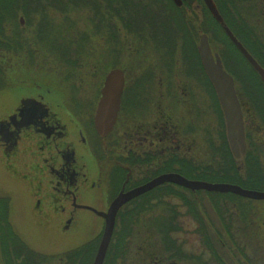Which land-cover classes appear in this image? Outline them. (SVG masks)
Returning <instances> with one entry per match:
<instances>
[{
	"label": "flooded vegetation",
	"instance_id": "1",
	"mask_svg": "<svg viewBox=\"0 0 264 264\" xmlns=\"http://www.w3.org/2000/svg\"><path fill=\"white\" fill-rule=\"evenodd\" d=\"M9 1L45 4L57 2ZM114 1L125 9L133 10L126 13L128 16L124 13V18H127L119 22L117 28V24L112 22V17L117 16L109 4L112 0L107 2L104 26L108 31L105 42L109 41V55L112 31L118 29L124 34L119 51L114 55L118 60H106L107 65L103 61L106 69L92 68L88 75L81 77L63 74V44L46 43L44 39L40 43L38 35L36 39L30 33L27 35L25 31L9 28L11 22H1L0 98L11 95L16 90L22 89L25 93L11 112L0 117V161L5 164L8 172L12 171L10 178H16L15 168L18 167V176L24 175L21 179L37 195V215L44 216L43 219L50 224H57L62 213L67 211L72 219L77 212L88 211L80 206L108 212L120 194L140 188L163 174H179L190 179L193 166L197 167V162L200 164L201 174L204 175L209 161V114L216 116L219 124L223 125L222 131L217 133V142L223 144L226 140L228 145L221 105L199 56L200 35L206 34L202 31V25H206V14L209 10L205 0H194L193 3L181 0L180 5L175 0ZM219 1L223 3V0ZM214 2L217 5V0ZM134 9L139 12L134 13ZM218 10L220 12L219 7ZM262 12L264 14V10ZM54 13L63 19L62 12ZM3 15L16 17L13 12ZM176 16L188 22L184 20L183 28H180L183 34L181 42L184 43L178 46L160 43L157 34L166 26L163 20L174 19ZM19 22L23 25L22 18ZM6 31L9 33H5ZM192 32L199 35L194 36ZM134 34L139 35L138 42L131 43L127 35ZM209 42L213 54H218L210 39ZM73 48L75 60H66L65 63H73L76 73L79 66L84 69V64L89 63L76 59L80 56L78 51L82 48L81 45L74 44ZM112 70L123 72L124 87L116 123L110 133L102 136L97 131L95 118L105 81ZM231 76L234 78L236 96L243 111L246 156L249 154L248 163L243 170H240L239 162L235 161L238 178L233 185L264 193V107H261L264 105V96L260 103L262 98L249 85L245 90V86L240 84L241 81ZM27 100L32 101L25 105ZM217 148L220 150L219 144ZM220 151L217 159L222 158ZM116 181L122 185L115 196L112 195L111 188ZM164 186L184 189L182 186L166 183L127 201L118 211L114 233L117 224L122 229L125 226L126 220L123 217L129 205L142 200V197L153 195ZM8 197L10 200L11 197ZM229 198H232L233 204H230L235 216L232 219L233 229L235 228L240 240L252 244V251L259 256V260L255 258L258 262L255 260L254 263L246 259L239 261L235 255L233 258L227 245L228 240L215 234L211 228L215 234L213 242L219 243L221 250L225 251L222 253L227 264H264V200L232 193ZM10 207L9 204L4 206V219L0 220V264H23L17 259V256H22L15 250L16 241L28 253L36 255L40 264H90L91 259L94 264L105 231L106 223L103 218L88 211L101 219L104 226L101 238L94 236L92 240L67 250L57 246L39 250L18 231L14 219H11L13 212ZM206 225L204 224L205 231ZM113 236L104 264H130L131 258L127 262V254H123L120 249L117 256L109 258L108 261ZM156 236L162 243L160 247L163 256L143 252L141 245L144 241H141L138 249L140 253L133 257L134 264H176V258H190L191 250L188 245L193 241L189 236H160L158 232ZM228 236L231 241L239 243ZM123 237L127 244L130 237ZM98 239L100 240L96 243ZM209 241H212L211 236L206 235L195 242L204 244ZM199 254L196 256H200L204 263L211 264L212 260L205 252ZM26 263L31 264L30 260Z\"/></svg>",
	"mask_w": 264,
	"mask_h": 264
},
{
	"label": "rangeland",
	"instance_id": "2",
	"mask_svg": "<svg viewBox=\"0 0 264 264\" xmlns=\"http://www.w3.org/2000/svg\"><path fill=\"white\" fill-rule=\"evenodd\" d=\"M217 1L219 8L222 6L224 9H227L228 12H226L225 14L228 15L231 24L233 25V27L235 26V29L241 36L249 41V43H251V38L256 40L257 37H259L263 41L262 47H264V14L262 12L264 10V0H240L238 2L236 0H223V3H221V1L219 0ZM100 3L103 6L104 11L98 17H96L97 14H95L94 12H89L84 8H80L81 10H76L77 12L73 11L72 13L67 15L72 20L71 24L75 25L73 27L74 30H64V28L62 29L61 26L66 22L65 18L63 17L62 19V16L55 14L54 11H52L53 13L49 11L50 13L45 15H50L49 17H47L48 19H50L48 21H50V24L56 25L55 27L59 28L60 32H70L73 33V36L77 31H83L81 33H87V31L85 30L91 32L92 27H95L92 33V36L94 37H92L93 42L81 45L82 49H84V51L86 50L85 52L91 53V58L84 59V62L87 63H95V60H100L102 56V61H104L105 64L106 60L113 59L112 61L114 62L117 59L115 58V56L119 51V46H121L120 43H122V41L124 40V34L120 33L118 29L112 31V38L110 35L111 46L109 49V55V46L107 47L109 41L105 42V37L108 31L105 30V26H103V22L105 21V14L108 11V9H106L108 3L105 0H100ZM232 4H235L236 6L233 7ZM173 10H175L174 6ZM206 15V25H202V31L204 33L208 31L210 33L209 35L212 38L213 44L218 48L219 53L220 55H222L224 61L227 62L228 67H230V72L233 73L232 75H234L235 78H237L241 82L242 79L238 78L237 74L238 76L243 75L244 81L248 83L247 85H249L251 89H253L252 91L258 88V92H255L256 90L254 92L256 93V95H259L258 97L262 98L264 96V90L260 91L261 87L257 82V78L251 74V69L249 68V66H247V64L240 58L237 51L233 48L234 46L223 39V37L220 35L219 29L210 21L208 14ZM38 17H41V15H38L36 17V15L34 14H30L28 16L17 14V18L12 17L11 21H8L11 22L9 28L12 27V29L16 31H25V34L29 35L30 33L31 37L33 36L36 38L39 31L38 26H42L41 31L45 32L44 28L46 27V23H49L47 20H45L44 22L41 21ZM20 18H22L23 20V25H21L19 22ZM88 19L94 20L95 25H92L89 22L87 23L86 20ZM184 20L185 19H178L177 16L174 19H164L163 22L166 23V26L164 29L160 30L159 33L163 32L162 34H164V32H169L172 35H183L180 28H183L182 24L184 23ZM19 25H21V27H19ZM99 25L101 26L99 27ZM118 27L119 25H117V28ZM5 33H9V31H6ZM214 33H218L222 42H218V40H215L213 38L212 35ZM192 34L194 36L199 35L196 32H192ZM7 37H9V35H7ZM39 37L42 39H40ZM127 37V39H129L131 43H136L138 42L137 38H139V35H127ZM38 39L40 43L43 39L46 40V43L53 42V40L40 34L38 35ZM181 40H183L182 36L177 39V42L173 44L169 43V45L178 46L179 44H183L184 41L181 42ZM39 42L37 40V43ZM57 43L64 44L63 36L61 34L58 40H55L54 42V44ZM215 46L214 48L216 49ZM70 49V55L67 54L68 61H70V59H73L72 56H74L75 53L73 48ZM175 51L178 52V49H175ZM178 58L182 59L181 57ZM68 66L70 67L71 72H75L73 69V63L69 64ZM1 81L2 79H0V82ZM1 86L2 85L0 83V88H2ZM241 90L243 91L242 88ZM23 93H25V91L22 89L16 90L11 92V95L3 96L0 98V117L13 110V107L17 105L16 102H19L24 97L22 95ZM261 102H263V98L261 99L260 103ZM261 107H264V105H262ZM207 118L208 147L210 144H219L220 150H222L220 151V156H222V158L214 159V157H211V165H206L208 166L206 168L214 169L220 177L223 175H225L226 177L230 174L231 179L235 180L238 178L236 164H234L235 159L229 151V148H227V143V147L225 146L226 140L223 144H221L220 142H217L216 138L217 133L222 131L223 125H221V123L219 124V122L216 120V116H211L209 114ZM231 156L233 158V162H231V164L234 165V170L228 171L227 173L225 172V168L223 169V166L227 167L228 162L226 160L228 159V157L231 158ZM217 160L221 162V165H215V161ZM196 165L197 167L193 166L194 171L192 175L196 176L197 174H200L202 176L203 173L201 174V170H199L201 169L199 162H197ZM15 169L16 178H10L12 171L8 172L6 170L5 164L0 161V220L4 219V206L8 204L11 205L10 210L13 212V218L11 217V219H14L16 223L15 225L18 226V231L22 235L24 234L26 238H28L31 242H33L32 245L34 248L43 250L45 248L51 249L52 247L57 246L61 249L67 250L72 247L74 248L76 245L92 240L94 236H96L97 238H101V235L104 231V226L102 225L101 219L91 212L79 211L77 212L74 219H72V216L70 217V213L67 211L65 213H62L57 224H50L46 222L45 219H43L44 216H38L35 210V208H38L36 199L37 195L34 190L31 189V187H29V185H27L23 179H21L24 178V175H21L20 177L18 176V167H16ZM207 169H205V174H207ZM247 184L248 182H246V185ZM121 185L122 183L116 181L115 186L111 188L113 190L112 195L118 193V189H120ZM229 194L231 195V193H228L225 194V196H220V194H214L204 190H197L193 192L187 189L184 190L177 186H164L156 191V193H154L153 195L147 196L146 198L142 197V200L139 199L137 200V202L135 201L127 207V213L124 214L123 217V219L126 220L123 229L121 226H117L118 224L116 225V230L111 243V249L109 250L110 255L107 256L108 261H110L109 258L116 257V253H118L120 249L123 250V254H127V262L129 258H131L130 264H134L135 260L133 259V257L135 256V254L140 253L138 249L140 248L141 241H144L141 245L143 246V252L148 251L149 255L159 254L160 256H163L161 250L162 243L157 239L156 232H158V234L160 233V223L165 221L161 219L167 218L165 222L168 223V236L170 234H174V236L186 235L191 238V241H193L191 242L190 246L188 245V248L191 250V252L188 251L189 254L197 255L199 254V252H205L206 256L212 260H210L211 264H227V260L224 257L225 251L221 250L219 243L213 242L215 240L213 238V235L218 234L224 237L226 241L228 240L227 245L230 248V251H232L233 253L230 254L232 256L235 255V258L237 260L240 261L241 259H246L249 262L250 260L254 263H256V261L258 262L259 256L253 253L251 248L252 244L245 243V241L240 240L237 237L235 228L233 229L234 223L232 219L235 216L232 210L233 208H231V204H233V201L231 200L232 198H229ZM7 195L11 197L10 200L8 199L9 197ZM80 202H82V198L80 199ZM174 212L178 213L179 223H182V225L178 224L181 230H177V232L174 229L175 222H172L170 221L171 219H168L174 217ZM204 218H206V223ZM203 224H207V228L209 231L207 229L206 231L208 232V234H206V231L203 228ZM211 228L214 229L215 234L212 233ZM159 235L162 236L161 234ZM206 235L211 236V243L216 249L214 253L211 252L212 250L208 248L207 242H205L204 244L195 242L198 241L199 237L201 238ZM228 235L236 239L239 243L231 241ZM123 236L130 237L127 244L124 242ZM99 240L100 239H98L96 243H98ZM151 245L155 248L151 247ZM23 248L24 247L18 241L15 242V250L19 255L22 256V258H18L17 256V259L20 260L19 262H23L24 264L30 260L31 264H34V262L35 264H40L38 263L39 258L36 255L28 253V251ZM26 257L29 258L26 259ZM247 258H249V260ZM255 258H258V260ZM188 259L189 258H184V262H187ZM90 262V264H92L93 259H91ZM81 263H84V261H81Z\"/></svg>",
	"mask_w": 264,
	"mask_h": 264
},
{
	"label": "water",
	"instance_id": "3",
	"mask_svg": "<svg viewBox=\"0 0 264 264\" xmlns=\"http://www.w3.org/2000/svg\"><path fill=\"white\" fill-rule=\"evenodd\" d=\"M177 4H181V0H175ZM193 3L194 0H189ZM208 9L213 18L221 25L226 35L240 51V54L252 66L255 72L259 75L262 84H264V68L259 62L250 54L237 37L232 34L233 32L226 25L224 18L219 14L218 7L214 0H205ZM199 53L201 61L206 70L207 77L213 83L217 97L219 99L223 117L226 127V138L229 145L230 152L233 158L241 163L244 161L247 153V143L245 137V122L243 111L240 101L238 99L234 78L224 69L222 60L218 54L214 55L209 43L207 35L201 36L199 45ZM124 74L119 70H112L108 75L105 86L102 91V98L99 102L98 110L96 113L95 123L97 131L100 135L105 136L111 132L116 123L117 116L120 109L121 95L124 87ZM32 100H27L29 104ZM166 183H173L189 189L193 192L197 190H204L213 193H232L242 197H247L256 200H264V193L257 191H250L242 189L241 187L228 183H209L205 181H193L182 177L179 174L162 175L144 186L137 188L127 194H120V196L113 202L108 212L97 211L93 208L80 206V208L94 212L97 216L105 220V231L100 244L97 256L95 257L94 264H104L105 256L108 246L111 242L115 222L119 209L129 200L144 194L154 188H157Z\"/></svg>",
	"mask_w": 264,
	"mask_h": 264
},
{
	"label": "trees",
	"instance_id": "4",
	"mask_svg": "<svg viewBox=\"0 0 264 264\" xmlns=\"http://www.w3.org/2000/svg\"><path fill=\"white\" fill-rule=\"evenodd\" d=\"M56 1L57 2L54 1V3L45 4L43 2L18 3L16 1L0 0V24H1L2 21H11V19H12L11 16L6 17V16L3 15V13H7L8 14V13L13 12L16 15V18H17V14H21L23 16H28L30 14H34V15H36V17L38 15H41V17H38V18H40V20L44 22L45 20L48 21L50 19H48L45 16H42V14H44L46 12H49V11H51V12L52 11H56V12H62L63 15H64V18H65V21H66L64 23V25L61 26V28L62 29L64 28V30H67V29L74 30L73 27L75 25L71 24L72 20L69 18V16H67L68 14L72 13L73 11L77 12L80 8H82V9L84 8L85 10H87L89 12H94L95 14H97L96 17H98L104 11L103 6L100 3V0H56ZM105 1L108 2V0H105ZM109 4H110V7L112 9V12L117 15L116 18L112 17L113 24L116 23L118 25L119 22L124 21V19L127 18L126 16L124 18V13L126 14V13H128L130 11H133V10L125 9V8L119 6L118 4L115 3L114 0H112V2H110ZM217 5H218V1H217ZM232 6L235 7L236 5L232 4ZM219 9H220V12H221L220 14H222V16L225 19L226 24L229 25V28L232 30L233 34H235V36L238 38L239 42H241V44H243L245 46V48L250 52V54L259 62L258 64L262 65V67L264 68V47H262L263 46V43H262L263 41L259 37H257L256 40L251 38L250 40H251L252 44L249 43V41H247L243 36H241L237 32V30L235 29V26L233 27V25L231 24V21L229 20L228 15L225 14L226 12H228L227 9L226 8L224 9L222 6ZM135 12H139V11L134 9V13ZM207 14H208V17H209L210 21L213 23V25L216 26L219 29L220 35L223 37V39L226 42H228L229 44H232L230 39L227 37L226 33L223 31V29L220 27V25L217 24L215 19H213V17L211 16V14H210V12L208 10H207ZM126 15L128 16V14H126ZM86 21H87V23L89 22L90 24L95 25L94 20L88 19ZM48 22L49 23H46V27L44 28L45 32L41 31L42 26H38L39 27L38 28L39 31H38L37 34L38 35L39 34L40 35H44L47 38L53 40V42H51V43L54 44L55 40H58L60 34L62 33L63 42H64V44H63V48H64L63 60H64V63L62 64L63 65L62 68H63V74L64 75L81 77V76H84V75H88L89 71H91L92 68L93 69L95 68L97 70L98 69L103 70V69L107 68V66L104 65V63L102 61V59H103V56H102L100 60L96 59L95 63H91V62L89 64H84L83 63L84 64V68L86 67L85 69H81V66H79L78 72H76V73L75 72H71L70 71V67L65 63L66 60H67V56L70 55V53H71V49L70 48H73L74 44L85 45V43H87V44L89 42L92 43L93 42L92 33H93V30H94L95 27H92L91 32L88 31V30H85V31H87V33H81L83 31H77L76 34L73 36V33H70V32H65V31L60 32L59 28L55 27L56 25L50 24V21H48ZM104 23H105V21L103 22V24ZM117 25H116V27H117ZM100 26L101 25H99V27ZM1 27H3L2 24L0 25V28ZM19 27H21V25H19ZM162 33L163 32H160V33L157 34V39H158V41L160 43L173 44V43L177 42V39H179L181 37L180 35H172L169 32L168 33L164 32V34H162ZM205 33L209 36V39H210V41H211V43H212V45L214 47L215 45L213 44L212 38L209 35L210 33L208 31H206ZM212 36H213V38L215 40H218V42H222L220 37H219V35H218V33L217 34L214 33ZM74 37H76V38H74ZM40 39H42V38H40ZM232 46H234V45L232 44ZM233 48L237 51V53L239 54L240 58L247 64V66H249V68L251 69V74L257 78V82H258L259 86L261 87L260 91L261 90L263 91L264 90V85L262 84L259 75L250 66V64L244 59V57L240 54V52L236 49V47L234 46ZM216 49H217L216 50L217 53L220 55L219 50H218L217 47H216ZM85 51H84V49L80 48V50L78 51L80 56L76 57V59H79V61H84V59H86V58H91V53L90 52H85ZM220 56H221V58L223 60V64H224L225 69L230 72V67H228L227 62L224 61L222 55H220ZM72 58L73 59H70V61L75 60L74 56H72ZM230 74L232 75L233 73L230 72ZM239 76L237 74V77L242 79V82H240V84L244 85L245 86V90H247L248 89V85H247L248 83L244 81L243 75H239ZM257 89H255L256 91L255 90L254 91L258 92ZM225 146L227 147L226 141H225ZM207 149H209V161H208L207 165H211V157H214V159H217V154L219 153L220 150H219V148H217L216 144L215 145L210 144ZM248 157H249V154L245 158V163L244 164L243 163L239 164L240 170H243L244 169V165L245 166L247 165ZM226 161L228 162V164L226 163L227 167L223 166V169L225 168V172L228 173V171L234 170V165L231 164V162H233L232 156H231V158L228 157V159ZM215 162H216L215 165H217V166L221 165L220 164L221 162H219L218 160L215 161ZM234 162H235V160H234ZM234 164H236V162ZM207 170H208L207 174H204L202 176L200 174H197L196 176L195 175H191L190 179H192L194 181L195 180H200V181H207V182H212V183L216 182V183H231V184H233L235 182L233 179H231L230 174H229V176H226V177H225V175L220 177V176H218L217 172L214 169L209 168ZM220 196H225V194L224 195L220 194ZM174 214H175L174 217H171V218H168V219L169 220L171 219L170 221L175 222L174 223V229L177 232V230H181L178 224L182 225V223L181 222L179 223L178 213L174 212ZM161 220H165L166 221L167 218L166 219L163 218ZM204 220H205V218H204ZM165 221L160 223L161 224V229H160V233L159 234H161L162 236L168 235L167 234V232L169 230L168 229V223H166ZM203 228L205 229L204 224H203ZM206 229L208 230L207 225H206ZM207 243H208V248L211 249L212 250L211 252L214 253L216 251V249L213 247V244L211 242H207ZM216 255H217V253H216ZM217 259H219V258H217ZM174 260H175L176 264H206V263L210 264L208 262L204 263L205 261L200 256H196V255H193V254H190V258L188 259L187 262H184V259H182V258H176Z\"/></svg>",
	"mask_w": 264,
	"mask_h": 264
}]
</instances>
